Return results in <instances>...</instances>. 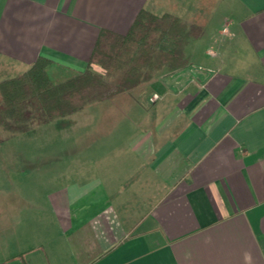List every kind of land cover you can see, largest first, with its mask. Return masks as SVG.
I'll use <instances>...</instances> for the list:
<instances>
[{"label": "crops", "instance_id": "0c3cea01", "mask_svg": "<svg viewBox=\"0 0 264 264\" xmlns=\"http://www.w3.org/2000/svg\"><path fill=\"white\" fill-rule=\"evenodd\" d=\"M142 9L211 31L209 60L198 63L189 41L185 68L146 83L156 108L102 112L98 132L83 129L68 164L82 165V177L49 197L68 255L58 241H18L16 257L24 264L52 255L58 264H264V0H0V80L40 56L52 81L70 77L86 68L102 29L123 34ZM123 118L141 129L130 146L135 159L120 168L102 157L118 147Z\"/></svg>", "mask_w": 264, "mask_h": 264}, {"label": "rangeland", "instance_id": "374dc122", "mask_svg": "<svg viewBox=\"0 0 264 264\" xmlns=\"http://www.w3.org/2000/svg\"><path fill=\"white\" fill-rule=\"evenodd\" d=\"M218 12L219 18L220 11ZM184 21L188 24L195 23L191 20ZM218 24L216 23L215 27ZM212 35L213 33L208 31L200 38L195 39L198 63L208 59L205 49L210 46ZM188 49L189 47L185 51L190 53ZM93 69L101 70L98 65H94ZM49 77L51 79V76ZM143 84L108 100L90 102L82 110L72 115L55 119L47 124H33L30 130L24 133H12L0 128V264H24L19 257H16L19 251L18 241H24L23 243L26 242L31 246H38L37 242L42 244L41 241L50 244L58 241L62 244L60 247L62 255L65 257L68 255V248L63 244L64 236L60 231V220L57 221V215L51 208L50 193L55 188L66 187L71 177H82V165L78 163L75 167L68 166V164L74 165L69 151L74 142L78 143L79 147L83 145V129L85 127H95L98 132L100 120L97 116L99 113L125 111L128 114L133 111L141 112L139 110L152 109L153 106L156 108L157 105H152L148 101L151 96L150 90L146 83ZM152 98L154 95L151 96ZM164 111V114L169 112L168 109ZM94 115L96 117L92 118ZM167 118H164L162 123ZM121 121L122 125L117 132L119 135L118 147L115 151L108 152L109 154L102 159L115 160L117 161L115 165L125 168L128 167L127 163L135 159V152L130 146L134 137L140 133L139 129L141 128L136 127L135 121L131 118H123ZM94 153L95 155L92 156L94 159L97 155L100 157L99 152ZM81 154L84 157L85 152L82 151ZM56 158L60 162L54 161ZM44 162H48L49 165L51 162H55V165L41 167ZM9 206L14 209L10 216L6 214ZM23 206L25 213L18 214V208H23ZM9 232H12L11 237ZM8 242L11 245L6 244ZM45 250L48 252L47 249ZM42 254L44 258L45 253ZM32 257L27 256L25 261L30 264L35 263ZM56 257L58 256H50L52 262L45 260V264H58L60 259L57 260Z\"/></svg>", "mask_w": 264, "mask_h": 264}, {"label": "trees", "instance_id": "16d2710c", "mask_svg": "<svg viewBox=\"0 0 264 264\" xmlns=\"http://www.w3.org/2000/svg\"><path fill=\"white\" fill-rule=\"evenodd\" d=\"M202 34L200 24L142 9L127 32L102 29L86 68L70 77L52 81L49 61L40 56L22 73L0 80V128L24 133L33 124L72 115L90 102L113 98L159 73L181 70L189 64L186 46ZM94 65L101 70H94Z\"/></svg>", "mask_w": 264, "mask_h": 264}, {"label": "built area", "instance_id": "2783aa9c", "mask_svg": "<svg viewBox=\"0 0 264 264\" xmlns=\"http://www.w3.org/2000/svg\"><path fill=\"white\" fill-rule=\"evenodd\" d=\"M223 30H225V28H224ZM156 98H157V95H156V94H154V98H152V99L154 100V99H156Z\"/></svg>", "mask_w": 264, "mask_h": 264}]
</instances>
